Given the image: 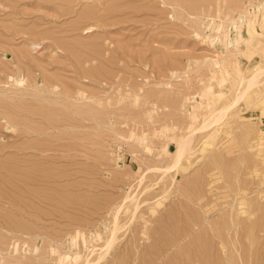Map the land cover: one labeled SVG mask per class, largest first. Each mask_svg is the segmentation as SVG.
Masks as SVG:
<instances>
[{
  "label": "rangeland",
  "instance_id": "1",
  "mask_svg": "<svg viewBox=\"0 0 264 264\" xmlns=\"http://www.w3.org/2000/svg\"><path fill=\"white\" fill-rule=\"evenodd\" d=\"M260 68L264 0H0V264H264Z\"/></svg>",
  "mask_w": 264,
  "mask_h": 264
},
{
  "label": "bare ground",
  "instance_id": "2",
  "mask_svg": "<svg viewBox=\"0 0 264 264\" xmlns=\"http://www.w3.org/2000/svg\"><path fill=\"white\" fill-rule=\"evenodd\" d=\"M220 73L225 74L226 73V68H222L220 69L219 72H216L213 75V78L215 80L220 79ZM264 74V68H260L259 70L256 69L254 70V72L250 73L248 76H240V81H239V87L236 91V93L234 94L233 99L231 100L230 103L223 105L220 109H217V111H215V113L211 114V116L208 118V120L205 122V126H208L210 123H216L221 121L227 110L232 107L233 105H235L236 103H238L242 98L246 97L255 87L259 86L260 83L262 82V75ZM221 81V80H220ZM263 123V122H262ZM262 128V127H261ZM199 129V128H198ZM200 129L202 130L203 128L200 127ZM263 130V129H262ZM194 131V130H193ZM261 132V131H260ZM193 136V135H192ZM192 136L188 135L183 137L181 140L178 141L177 145H176V149L172 155V161L171 164L166 168V169H172V167L174 166H178L179 164H181L184 159L188 160L189 157H191L193 155V145H192ZM232 152V151H231ZM251 165V164H250ZM175 167V168H176ZM161 169V167H158ZM165 169V168H164ZM212 182V181H211ZM238 182V181H237ZM211 184V183H210ZM147 189V188H146ZM210 191V190H209ZM240 193V192H239ZM238 194V193H237ZM133 195V194H132ZM129 197V195L127 196ZM130 198V197H129ZM236 199V198H235ZM126 200V199H125ZM138 200V199H137ZM242 202V201H241ZM228 203V202H227ZM136 208L138 207V202L136 201L135 203ZM216 206V205H214ZM214 208V207H213ZM232 208V207H231ZM250 209V208H249ZM119 211V209H118ZM117 211V212H118ZM134 211V210H133ZM252 210H250L249 212V216L253 215V212H251ZM119 213V212H118ZM117 213L115 215V220H114V227L112 229V233L110 235V238L107 240L106 246H110L113 241L116 238V231L118 230V224H117ZM259 219V218H257ZM263 221V220H262ZM226 223V222H225ZM256 223V222H255ZM264 223V222H263ZM261 224V223H260ZM257 227V225L255 226V228ZM254 228V230H255ZM111 232V231H110ZM255 232V231H254ZM208 240V239H207ZM83 244L82 242V238H78L77 240V245L81 246ZM222 245V244H221ZM106 248V247H105ZM255 248V247H254ZM103 251V250H102ZM215 251V250H213ZM238 251V250H237ZM101 252V251H100ZM105 252V251H103ZM106 253V252H105ZM104 253V254H105ZM214 253V252H213ZM240 253V252H239ZM100 255L102 253H99ZM107 254V253H106ZM257 254V253H256ZM264 254V253H263ZM99 255V257L101 258V256ZM59 262L62 263L65 260L64 256H61V254L59 255L58 258ZM252 261V260H251ZM259 262V261H258Z\"/></svg>",
  "mask_w": 264,
  "mask_h": 264
}]
</instances>
